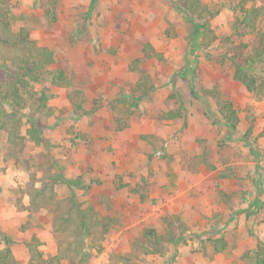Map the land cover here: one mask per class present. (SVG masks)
Segmentation results:
<instances>
[{
    "label": "rangeland",
    "instance_id": "1",
    "mask_svg": "<svg viewBox=\"0 0 264 264\" xmlns=\"http://www.w3.org/2000/svg\"><path fill=\"white\" fill-rule=\"evenodd\" d=\"M240 1L202 0L219 11L210 20L213 42L206 50L198 47L195 21L178 0H17L14 30L29 29L48 46L57 58L53 67L62 68L68 81L45 84L52 114L39 113L35 123L44 141L26 134L32 125L27 110L20 114L26 136L21 150L8 146L0 125V249L10 246L21 264H29L25 241L34 235L45 254H56L60 241L75 242L77 235L56 228L51 207L29 214L24 191L34 183L49 184L58 198L73 197L81 210L91 205L112 220L103 235L80 237L87 264H107L110 253L129 251L145 226L166 229V214L189 225L184 240L135 264H258L264 254V98L234 78L226 55L229 45L245 41L251 48L256 38L257 32L240 37L233 29ZM145 42L163 59L143 63L153 89L128 98L139 80L133 61ZM263 67L257 64L254 72L262 74ZM5 80L0 70V90ZM192 84L198 94L216 86L230 97L240 116L235 132L213 121L214 101L195 97ZM68 92L90 114L73 109ZM0 107L12 112L1 100ZM171 109L184 115L164 118ZM199 139L210 146L215 170L199 162ZM220 235L228 247L215 253L210 238Z\"/></svg>",
    "mask_w": 264,
    "mask_h": 264
},
{
    "label": "trees",
    "instance_id": "2",
    "mask_svg": "<svg viewBox=\"0 0 264 264\" xmlns=\"http://www.w3.org/2000/svg\"><path fill=\"white\" fill-rule=\"evenodd\" d=\"M17 0H0V70L5 71L6 80L3 89L0 90V100L8 103L12 112L7 113L0 107V125L8 131V146L14 150H21L24 135V122L20 116L22 110L30 113L29 121L32 125L26 129V134L37 143L44 141L40 130L35 126L38 123L37 115L43 112L45 115L52 114V107L49 105L50 93L47 91V82L52 86H63L68 81L65 71L62 68L53 67L57 58L54 52L46 45L40 44L34 39L29 29L14 30L13 24L17 19L14 7ZM179 7L190 15L195 21L194 30L200 35L198 47L209 49L212 46L211 18L219 11H212L202 0H178ZM55 18V14H52ZM264 19V3L259 5L248 0L239 3V12L233 23V29L238 36H245L249 32H257L256 38L250 45L245 41L229 45L226 55L234 63V78L241 82L247 90L257 96L264 98V67L262 74L254 72L255 66L264 64V30H260V22ZM78 30H84L79 26ZM141 57L134 59L133 68L137 69L139 80L131 84V90L127 91L128 98H137L139 93L146 95L148 90L154 87V80L143 67L145 61L158 58L163 59L162 52L156 50L151 42L143 44ZM68 88V86H67ZM195 97H205L213 100L217 111H212L214 122H220L231 132H235L240 123L239 113L230 97H226L218 87L203 88L200 94L191 85ZM71 92L79 96L80 90L72 88ZM82 94V93H81ZM73 109L81 114H90L85 110L82 99H76L67 93ZM211 108V107H210ZM184 115L182 110L171 109L163 113L167 119L181 118ZM218 117V118H217ZM218 119V120H217ZM142 137L149 140L151 134H143ZM247 137V136H246ZM227 138V137H225ZM202 143V153L198 157L208 169L215 170L216 164L212 160V150L207 145L206 139H199ZM94 181V180H93ZM29 196L27 209L32 214L41 207H51L54 212L53 223L62 233H73L77 235L75 242L66 239L59 242L56 254H45L37 247L42 243L41 239L34 235L32 239L26 240L30 253L29 264H63L68 259V264H87L89 253L83 249L84 243L80 237L85 234H100L108 231L112 220L99 217L93 206L81 210L77 201L70 197L66 201L57 197L53 186L49 184H29L24 191ZM232 218V217H231ZM167 227L159 230L154 226H145L139 236L130 245L127 252L115 251L109 254L107 264H135L150 254L160 253L164 246L172 245L177 247L178 243L184 240V233L189 231V225L179 215H165ZM29 224V225H28ZM27 227H32L28 222ZM25 229V228H24ZM8 242L10 238L4 236ZM211 246L215 253L223 252L228 247V241L224 235L219 238H210ZM100 252L101 244H95ZM0 264H21L16 258L10 246L5 245L0 249ZM258 264H264V254L258 260Z\"/></svg>",
    "mask_w": 264,
    "mask_h": 264
}]
</instances>
